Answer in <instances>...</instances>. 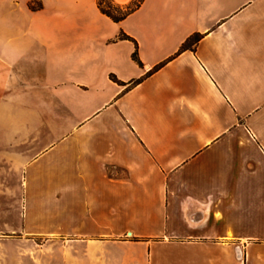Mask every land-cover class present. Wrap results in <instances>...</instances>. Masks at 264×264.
I'll return each instance as SVG.
<instances>
[{"label":"crops","instance_id":"crops-1","mask_svg":"<svg viewBox=\"0 0 264 264\" xmlns=\"http://www.w3.org/2000/svg\"><path fill=\"white\" fill-rule=\"evenodd\" d=\"M38 1L0 0V264H264V0Z\"/></svg>","mask_w":264,"mask_h":264},{"label":"trees","instance_id":"trees-1","mask_svg":"<svg viewBox=\"0 0 264 264\" xmlns=\"http://www.w3.org/2000/svg\"><path fill=\"white\" fill-rule=\"evenodd\" d=\"M107 1V2H105ZM142 0H132L130 3L126 4V5H115L111 2V0H96L97 3V7L99 8V10L106 14L107 16H109L112 20L114 21H119L121 19H123L127 14H129L132 10H134L141 2ZM103 2L105 4H103ZM30 7L32 9H38L41 7V3L38 1L37 4H31L30 3ZM120 37H127L124 33H120ZM199 39V35L195 34L193 37H191L190 39H188L185 43H184V47L185 46H191V44L193 42H197V40ZM132 58L136 61H138L139 64H141V62L138 60L137 57V49L135 48V50L132 52Z\"/></svg>","mask_w":264,"mask_h":264},{"label":"rangeland","instance_id":"rangeland-1","mask_svg":"<svg viewBox=\"0 0 264 264\" xmlns=\"http://www.w3.org/2000/svg\"><path fill=\"white\" fill-rule=\"evenodd\" d=\"M34 1H35V4H37L38 0H34ZM105 2H107V1H105ZM111 2H112L113 4H115V5H122V4H117V3L113 2V0H111ZM103 4H105V3L103 2ZM0 262H1V260H0Z\"/></svg>","mask_w":264,"mask_h":264},{"label":"bare ground","instance_id":"bare-ground-1","mask_svg":"<svg viewBox=\"0 0 264 264\" xmlns=\"http://www.w3.org/2000/svg\"><path fill=\"white\" fill-rule=\"evenodd\" d=\"M117 2H120V3H124L126 2L127 0H116Z\"/></svg>","mask_w":264,"mask_h":264}]
</instances>
